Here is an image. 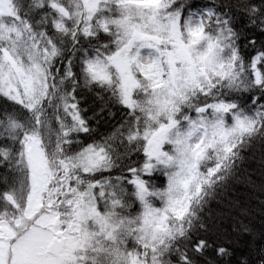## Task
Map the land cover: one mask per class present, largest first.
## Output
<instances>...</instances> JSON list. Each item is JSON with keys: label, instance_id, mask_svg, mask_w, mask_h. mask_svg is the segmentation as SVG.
<instances>
[{"label": "snow or ice", "instance_id": "obj_1", "mask_svg": "<svg viewBox=\"0 0 264 264\" xmlns=\"http://www.w3.org/2000/svg\"><path fill=\"white\" fill-rule=\"evenodd\" d=\"M0 264H264V0H0Z\"/></svg>", "mask_w": 264, "mask_h": 264}, {"label": "trees", "instance_id": "obj_2", "mask_svg": "<svg viewBox=\"0 0 264 264\" xmlns=\"http://www.w3.org/2000/svg\"><path fill=\"white\" fill-rule=\"evenodd\" d=\"M254 200H255V202H254L252 205H250V207L252 208V211H253L254 213H256V215L253 216L252 219H253L257 224H259V223H260V221H259V206H258L259 201H258L257 198H254Z\"/></svg>", "mask_w": 264, "mask_h": 264}]
</instances>
